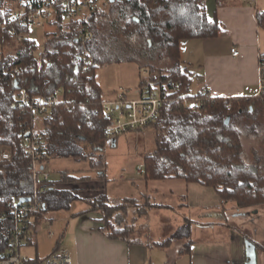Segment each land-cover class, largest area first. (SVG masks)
Returning a JSON list of instances; mask_svg holds the SVG:
<instances>
[{
	"label": "trees",
	"instance_id": "16d2710c",
	"mask_svg": "<svg viewBox=\"0 0 264 264\" xmlns=\"http://www.w3.org/2000/svg\"><path fill=\"white\" fill-rule=\"evenodd\" d=\"M7 1L18 2L0 0V8ZM227 1L217 0V6ZM205 4L206 0H109L106 7L71 22H64V15L58 12L50 24L54 31L48 33L40 55L32 54L37 45L26 38L17 54L1 57L0 145L10 149L12 159L0 162V211L8 212L11 205L32 194L27 134L43 137L50 162L72 159L95 173L79 178L67 170L61 172L60 183L95 179L109 183L104 151L110 118L104 112L106 100L96 82V72L100 67L124 62H135L141 73L149 70L140 88L159 83L171 90L154 125L156 149L144 160L143 181L148 185L152 181L182 180L210 188L218 194L223 208L232 205L241 211L264 207V166L259 157L247 163L239 127L243 120L256 117L264 109V94L230 99L208 92L203 95V89L191 94L195 73L184 62L182 47L193 40L216 39L223 27L216 17L208 16ZM255 19L264 30V10L257 9ZM85 27L92 33L89 57L78 41ZM30 30L25 31L29 34ZM2 36V46L12 42L10 30ZM21 89L31 98L62 91V101L44 117L40 133L36 131L38 115L29 108L14 107ZM197 99L201 104L194 109L192 103ZM228 117L231 123L226 125ZM247 129L254 132L256 125ZM59 182H49L39 224L46 215L68 212L75 203L84 202L88 208L76 216L98 215L96 222L107 239L134 245L139 243L138 237L150 232L128 222L131 210L138 219L148 216L152 207L148 195L118 199L104 192L84 198L74 189L58 188ZM101 190L106 191V186ZM185 222L155 245L167 248L185 241L182 251L190 252L193 223ZM59 243L52 253L60 248Z\"/></svg>",
	"mask_w": 264,
	"mask_h": 264
},
{
	"label": "crops",
	"instance_id": "0c3cea01",
	"mask_svg": "<svg viewBox=\"0 0 264 264\" xmlns=\"http://www.w3.org/2000/svg\"><path fill=\"white\" fill-rule=\"evenodd\" d=\"M216 1L206 0L205 9L209 17H216L223 26L218 38L193 40L183 45V60L193 72L198 69L200 89L207 90L213 97L257 96L261 80L260 61L264 56V30L258 27L255 15L257 9L264 10V0H255L252 5L246 0H228L221 7ZM233 48L239 50L238 56H233ZM105 186L104 192L108 196L138 198L127 182L121 185L105 183ZM182 189L183 195L179 197L182 201L178 207L190 204L193 208L192 216L182 215L183 224L187 220L193 223L190 252L182 251L185 241L175 242L167 248L155 245L164 242L176 228L160 240L141 235L136 241L139 243L129 245L107 239L96 222L98 215L79 217L76 213L69 222L74 246L72 251L67 250L75 264H248L247 240L257 248L258 264H264V223L248 219L244 212L237 214L231 205L223 208L218 194L210 188L185 183ZM161 207L172 209L168 205Z\"/></svg>",
	"mask_w": 264,
	"mask_h": 264
},
{
	"label": "rangeland",
	"instance_id": "374dc122",
	"mask_svg": "<svg viewBox=\"0 0 264 264\" xmlns=\"http://www.w3.org/2000/svg\"><path fill=\"white\" fill-rule=\"evenodd\" d=\"M79 1L85 3L89 8L83 12L85 16H90V12H93L95 9L99 10L107 6H104L106 0ZM49 31L54 30L50 27L48 30L36 27L31 28L28 36L35 41L37 45V49H35L34 53L35 55H40L44 51ZM21 44V41L18 42L12 38V42L2 46V49L0 48V53H2L1 56L17 54ZM186 44L187 43L184 45ZM184 52L187 58L186 51ZM185 61L187 60L185 59ZM159 65H163V62ZM194 70L195 75L191 86V94H196L201 90V83L197 72L198 69L196 68ZM145 72L148 73L146 76L141 73L140 68L135 62L106 65L98 68L96 72V82L99 83L105 100H115L119 98L121 93H124L129 99L135 100L138 98L141 79H148L150 75L149 70ZM43 119L44 117L38 116L36 123V131L38 133L42 132L44 129ZM243 121L244 122L240 124L239 127L242 131L243 149H245L246 161L251 164L259 157L260 163L264 166V109L259 110L256 117ZM252 125H256L254 132L247 129V127L249 128ZM154 136V125L140 132L123 134L118 138V143L115 147L111 145L106 147L104 156L107 163V178L109 185H121L127 182L133 187L135 192L134 195L138 198L144 195L150 197L152 207L149 208L148 216L138 219L135 211L131 210L128 222L134 224L137 228L142 227L150 229L152 233H146L147 235L145 236L150 239L157 238L160 240L164 238L163 236L170 230L184 223L183 214L192 216L193 208L190 204H188L187 207H178L177 205L181 204L182 201V198L179 199L184 191L182 185L185 184V182L182 180H166V182L152 181L148 184V187H145V183L142 180L143 176L138 174V172L142 170L145 158L156 149ZM84 148L86 151L90 150L87 144L84 145ZM6 149L9 150L8 148ZM49 167L53 171L52 180L56 182L60 181L61 172L67 170L72 171V173L79 178L82 176L95 175L94 172L86 168L84 163L80 164L72 159H52ZM57 184L58 188L63 190H76V194L84 198L104 193L101 188L105 187L104 182L96 179L93 181L75 183L59 182ZM162 205L171 206L172 209H162ZM86 208L88 207L84 202H77L68 212L59 211L54 212V214L46 215L40 223V230L31 234V243L22 248L21 255L25 259L42 261L52 254L59 241H61L60 248L72 251L74 246V242L71 240L73 238V232H71V230L69 231V222H71L76 213H80V211ZM236 212L237 214L238 212H244L248 219H255L260 222V224L264 223V207L252 210H236ZM248 233L251 234V231H248ZM51 234H53V236H51ZM262 247L264 248V245Z\"/></svg>",
	"mask_w": 264,
	"mask_h": 264
},
{
	"label": "built area",
	"instance_id": "2783aa9c",
	"mask_svg": "<svg viewBox=\"0 0 264 264\" xmlns=\"http://www.w3.org/2000/svg\"><path fill=\"white\" fill-rule=\"evenodd\" d=\"M106 0L104 6L108 4ZM250 5L255 0H246ZM89 9L85 3L79 0H18V2H6L0 8V39L2 33L10 30V35L20 42L29 38L26 28L33 27L48 30L51 22L56 20L57 13L64 15V22L82 20L84 11ZM84 15V16H83ZM92 39V33L88 27L83 29L78 41L84 48V55L89 57L88 45ZM2 49V45L0 44ZM34 51L32 54L34 55ZM239 50L233 48V56L239 55ZM2 53H0V58ZM16 73V69H11ZM144 76L148 73L144 72ZM259 94H264V60L260 61ZM171 90L166 84L153 83L140 88L138 98L129 99L124 93L119 98L107 100L104 103L105 115L110 118L105 138L107 144L113 146L123 134L140 132L155 125L161 115V108ZM203 89L202 94L206 95ZM62 91H57L50 97L31 98L21 89L16 95L14 107L18 110L29 108L34 114L45 117L62 101ZM201 104L197 99L192 103V108ZM27 145L26 157L30 161V178L33 190L30 199L23 204L15 203L9 207V211H0V264H75L74 258L65 249L59 248L42 261L25 259L21 250L31 243V234L38 232L40 226L38 216L45 209L44 199L50 190L49 182L53 171L50 169L49 156L45 150V142L41 135L35 138L25 136ZM12 159L10 149L0 145V162H9ZM142 175V170L138 172ZM53 236V234H51Z\"/></svg>",
	"mask_w": 264,
	"mask_h": 264
},
{
	"label": "water",
	"instance_id": "95a60500",
	"mask_svg": "<svg viewBox=\"0 0 264 264\" xmlns=\"http://www.w3.org/2000/svg\"><path fill=\"white\" fill-rule=\"evenodd\" d=\"M112 2H114V0H112ZM230 120H231L230 117H228L226 119V121H225L226 125H229L231 123ZM29 135L30 134H27V136H29ZM113 147H115V143H114ZM29 200L30 199H28V198L21 199L20 204H23ZM245 249H246V254H247V259H248L247 263L248 264H258V262H257V248H256L255 244H253L252 242L247 240L245 242Z\"/></svg>",
	"mask_w": 264,
	"mask_h": 264
}]
</instances>
